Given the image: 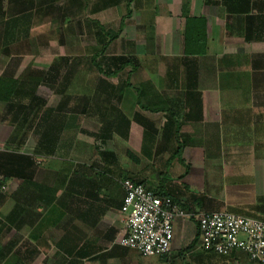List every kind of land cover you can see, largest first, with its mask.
<instances>
[{
    "label": "crops",
    "instance_id": "crops-1",
    "mask_svg": "<svg viewBox=\"0 0 264 264\" xmlns=\"http://www.w3.org/2000/svg\"><path fill=\"white\" fill-rule=\"evenodd\" d=\"M120 3L117 30L102 26L117 33L123 21L103 54L105 72H118L70 91L60 110L48 107L64 115L51 122L53 151L21 153L34 165L24 159L23 180L1 185L12 184L8 198L22 193V201L0 202V264H190L206 254L196 244L187 249L197 240L194 218L174 220L164 257L118 246L123 180L170 198L191 217L245 212L264 222V0ZM69 7L80 16L84 10L60 8ZM185 17L202 19L186 49ZM119 41L120 54L108 57ZM5 154L0 181L17 171L4 168ZM238 254L210 256L240 264Z\"/></svg>",
    "mask_w": 264,
    "mask_h": 264
},
{
    "label": "rangeland",
    "instance_id": "rangeland-1",
    "mask_svg": "<svg viewBox=\"0 0 264 264\" xmlns=\"http://www.w3.org/2000/svg\"><path fill=\"white\" fill-rule=\"evenodd\" d=\"M8 2H4V10L5 7H8ZM90 4L93 3L91 2ZM120 4L121 3L119 2L118 7L113 8L112 10L109 9V11L107 10L106 12H104L102 16H98V18H96L97 14L92 17L85 15V11L87 10H85L84 8L83 12H81V16L79 10L77 11L74 8L63 9L62 11V8L59 9L58 7H64V5H66L65 1L63 0H55V7H57V10L52 9L43 11L42 9H39V13L37 12L38 8L36 7V2L32 3V10L27 14L30 16L28 18H18L22 30L27 31L29 34V42H31L30 44L32 45L31 50L30 47H21L17 49V51H21L20 55H14V50L12 51L13 53L12 55H10V57L5 58L4 56L0 55V76L19 78L24 76L26 73H30L32 76L37 77L40 73L47 72L50 67L58 66V72H60L59 79H61L66 71L65 67L67 66L63 60L64 58H68L67 64L76 63V67L78 69L74 74V76H76L73 77L74 82L71 91H76V93H78L80 89L87 90L86 87L88 85L91 86L93 84H96V82H93V80L97 79L98 75H100L96 72L95 68L89 64L90 56L97 53L100 47L98 45L96 46L93 39V34L88 33L87 26H90L93 22V24L98 25V27L104 25V28L107 27L109 28V30H113V32L116 31L121 16L120 14L123 13L122 7H119ZM123 5L124 3H122V6ZM12 7L13 12L11 16L15 15L22 9L21 5L18 4H16V7ZM120 9H122V12L119 11ZM110 12L112 14H109ZM2 13H5V11ZM7 17V14L0 16V24L4 19H7ZM136 22L137 19H132L127 23L131 24V26H136ZM121 46L122 45L120 41L117 43L114 42L112 46L107 49L108 57L110 55L120 54ZM148 52L149 50L145 53H142L141 51L143 55H149ZM96 62L104 71H108L109 68L106 67V63L103 61V56H100L96 60ZM79 75L82 78L86 77V81H78L77 79H79ZM53 90L54 89L52 87L39 85L35 97L43 100L46 104V107L57 106L61 104V101L58 104V100H60L61 96L55 95L53 93ZM66 94L67 97L70 96V92ZM62 98L64 99V97H61V99ZM71 100L77 102L74 98H72ZM69 105L71 104L69 103ZM5 109L6 106L3 103H0V152H16L20 154L31 153L32 155H35L37 150L36 145L34 146L33 143L36 135L33 132V128L31 130L28 128L26 124L28 123L27 120L24 121V124L22 125L19 124L20 122L18 124H15V122L12 121L9 115L4 112ZM28 136H30V139H33V141L30 140L31 143L28 141V144H31V148L25 143V137L26 139H28ZM8 181L9 180L4 182V184H7ZM17 183L19 182L17 181ZM20 185H22V182L19 184V186ZM11 191L12 184L11 188L7 185H4L3 187L0 186L1 203L5 204L7 202H13L14 200L22 201V193L13 195L12 199L8 198V195L11 193ZM189 226L191 227L190 223ZM184 242L185 241H183L182 243ZM238 256V263L252 264L248 261V258L245 255L238 254ZM189 259L190 260L188 261L190 264L194 262H196L197 264H227V262L223 261V259L214 260L212 256L207 254H202L201 258H195V260L192 258ZM176 264L179 263L177 262Z\"/></svg>",
    "mask_w": 264,
    "mask_h": 264
},
{
    "label": "trees",
    "instance_id": "trees-1",
    "mask_svg": "<svg viewBox=\"0 0 264 264\" xmlns=\"http://www.w3.org/2000/svg\"><path fill=\"white\" fill-rule=\"evenodd\" d=\"M4 2H8V7H5V10L3 9ZM35 2L36 7L38 8V13L40 11L39 9H42L43 11L52 9L57 10V7H55V0H0V16L4 14L8 15L7 19H4L0 24V55L4 56L5 58L10 57V55H12L13 53V50L15 51L14 55H20L21 51H17V49L21 47H30L31 50L32 45L30 44L31 42H29V34L27 31L22 30L18 18H28L30 15L27 14L29 13V11L32 10V3ZM91 2L93 4H90ZM119 2L120 0H65V6H82L83 4V8L87 10L85 11V15H92L103 11L106 8L116 7L118 6ZM16 4L21 5L22 9L15 15L11 16L13 12L12 6L16 7ZM129 4L130 1L126 2V5ZM58 8L60 9V7ZM4 11L5 13H2ZM184 19V43L186 49V47L188 48L190 45L189 40L192 36L191 34L196 35L198 33L194 24H199V21L202 19L197 20L189 17H185ZM122 24L123 21H121L120 23L118 32L122 28ZM202 27H204L203 24ZM87 28L88 33L93 34V39L95 41L96 46L98 45L100 47L97 53L90 56L89 64L95 68L98 74L104 75L106 72L101 68V66L96 62V60L100 56H103L107 46L110 44V42L117 39L119 33L109 32L105 30L102 26L98 27V25H94L93 22L90 26H87ZM63 61L64 63H66L67 66L65 67L66 71L61 77V79H59L60 72H58V66L50 67L47 72L40 73L37 77L32 76L30 73H26L24 76L19 78L0 76V103H3L6 106L4 112L9 115V117L12 119L13 122H15V124H18L20 122L19 124L22 125L24 124V121L27 120L28 123L26 124L28 128L30 130L33 128L34 134L38 136V141L36 144L37 152H40L41 149H43L46 153H48V151H53V148L56 145L55 143L57 141V135L55 132V127L51 126V122H53L54 124L57 120L62 121L64 115L57 113L56 109L48 107L46 108L45 102L39 98H36L35 94L39 85L52 87L54 89L53 93L55 95L64 97L63 102L58 105V110H60L64 105H66V102L70 97L65 96V94L71 91L74 82L73 77L76 76H74V74L78 69L76 67V63L67 64L68 58H64ZM117 72L118 69L110 73L108 72L106 74H116ZM28 117L31 118L30 121L28 120ZM4 156L8 157L6 160L7 162L4 161V168L7 170L9 166V168L12 169L15 164V168L17 171L14 173L7 172L1 175L0 186L3 185L4 182L9 180L10 178H19L23 180V174L21 170L23 167V161H25L24 159L31 160L32 165H34L35 161L34 156L25 157L24 155L16 152L12 154L6 153ZM16 211L17 209L15 208V210H13L9 214V218L14 217ZM241 215L244 217L251 216L250 213L242 212ZM195 244L196 239L191 242L187 249H192ZM203 253H206L207 255L209 254L212 256H217L208 252Z\"/></svg>",
    "mask_w": 264,
    "mask_h": 264
},
{
    "label": "built area",
    "instance_id": "built-area-1",
    "mask_svg": "<svg viewBox=\"0 0 264 264\" xmlns=\"http://www.w3.org/2000/svg\"><path fill=\"white\" fill-rule=\"evenodd\" d=\"M121 188L124 233L118 246L142 258L164 257L170 249L174 220L194 218L196 246L202 252L217 256L241 253L252 264H264V222L227 212L191 217L170 198L157 196L130 180H123Z\"/></svg>",
    "mask_w": 264,
    "mask_h": 264
}]
</instances>
